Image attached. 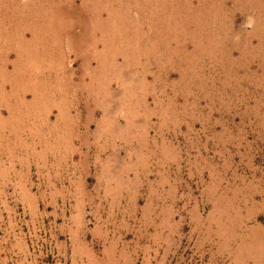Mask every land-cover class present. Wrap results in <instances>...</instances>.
Instances as JSON below:
<instances>
[{
  "label": "rangeland",
  "instance_id": "obj_1",
  "mask_svg": "<svg viewBox=\"0 0 264 264\" xmlns=\"http://www.w3.org/2000/svg\"><path fill=\"white\" fill-rule=\"evenodd\" d=\"M0 264H264V0H0Z\"/></svg>",
  "mask_w": 264,
  "mask_h": 264
}]
</instances>
